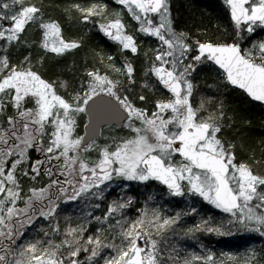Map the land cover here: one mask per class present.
<instances>
[{"label":"snow or ice","instance_id":"snow-or-ice-1","mask_svg":"<svg viewBox=\"0 0 264 264\" xmlns=\"http://www.w3.org/2000/svg\"><path fill=\"white\" fill-rule=\"evenodd\" d=\"M222 6L193 33L171 0H0V264H264L179 244L264 239V138L231 100L264 107V0ZM93 30L115 51L61 66Z\"/></svg>","mask_w":264,"mask_h":264},{"label":"trees","instance_id":"trees-1","mask_svg":"<svg viewBox=\"0 0 264 264\" xmlns=\"http://www.w3.org/2000/svg\"><path fill=\"white\" fill-rule=\"evenodd\" d=\"M173 16L176 19L177 25L179 27H187L193 33L196 30V27L201 25L211 26L217 22H222L225 19V10L223 8L222 1L218 0H173ZM67 0H55L57 4H64ZM58 16L62 22H64V17L60 13L59 10H56L54 13ZM66 29L72 33H76L77 29L70 27L69 24H65ZM80 32L86 31L85 29H80ZM85 47L80 51L76 52L75 55L72 56V63L65 64L66 69L71 68L73 65V61L76 62V65L79 66L82 64L84 53L87 52L91 48L96 49H104L107 52H114L115 45L104 38L101 34H98L96 31L89 32L85 37ZM144 47L147 48L149 46H154V41L149 38H145ZM75 60H74V59ZM138 66H141V62L137 61ZM67 72V71H65ZM69 74V73H68ZM69 76V75H68ZM67 76V77H68ZM231 100L235 107L239 109L240 116L251 120V126L248 129V139L249 142H256L261 138H264V107H260L258 104L256 105H247L241 102L240 98L236 95L231 97ZM82 131V130H81ZM154 185V189L150 190L140 186H132V190L130 194H133L142 199H146L148 195H155L158 189L156 188V182L152 183ZM115 192H119V189H115ZM115 194V193H114ZM189 204L188 201H184L178 206H174L175 211H179L181 208L186 207ZM73 207L69 206L65 208V215L69 214V209ZM204 212L207 215H213L217 218L222 216L218 210L211 208L209 205H203ZM61 215V219H62ZM187 223L195 222V219L188 217ZM196 219H199L198 217ZM247 239H231L227 236H215V235H203L199 234V241L196 240H181L179 241L180 246L186 248L188 251H196L199 252L200 243L207 245L212 248L214 251L219 253L224 250H233L236 248H241L245 246ZM172 243L176 242V238H173ZM254 244L257 247L264 245V239L256 236L254 238Z\"/></svg>","mask_w":264,"mask_h":264},{"label":"rangeland","instance_id":"rangeland-1","mask_svg":"<svg viewBox=\"0 0 264 264\" xmlns=\"http://www.w3.org/2000/svg\"><path fill=\"white\" fill-rule=\"evenodd\" d=\"M218 1H222V0H218ZM173 4H174V1L173 0H171V5H172V8H171V10H172V14H173ZM150 39V38H149ZM111 42V41H110ZM112 43V42H111ZM71 59H72V56L70 55V56H68L67 58H65L63 61H62V64H61V66H66L65 64H67V63H72V61H71ZM74 59V58H73ZM75 60V59H74ZM56 71V68L55 67H52L51 68V70H50V72L51 73H54ZM69 72H65L64 73V76L65 77H67L68 75H70V73L68 74ZM81 133H82V131H81ZM133 186H135V185H133ZM150 188V190H153L154 189V185L152 184L151 186H149L148 187V189ZM145 199H142L141 200V204L143 203V201H144ZM210 206V205H209ZM211 207V206H210ZM212 208V207H211ZM78 214V209H75L74 207L72 208V209H69V214L68 215H71V216H73V217H75L76 215ZM61 215L62 216H65V211H62L61 212ZM223 215V214H222ZM193 223H195V222H193ZM61 224H62V226H63V219H61ZM189 224H192V223H189ZM227 237H230L231 239H240V238H242V239H247L248 241L246 242V244H245V246H242L241 248H236V249H233V250H224V251H242L245 247H248V246H253V245H255L254 243V241L252 240V238L253 237H256V235H253V234H240V233H238V234H235V235H232V236H227ZM255 246H257V245H255Z\"/></svg>","mask_w":264,"mask_h":264},{"label":"flooded vegetation","instance_id":"flooded-vegetation-1","mask_svg":"<svg viewBox=\"0 0 264 264\" xmlns=\"http://www.w3.org/2000/svg\"><path fill=\"white\" fill-rule=\"evenodd\" d=\"M222 5V4H221Z\"/></svg>","mask_w":264,"mask_h":264}]
</instances>
